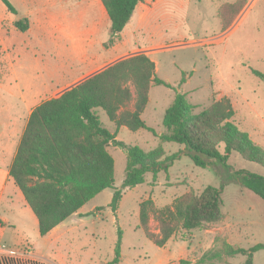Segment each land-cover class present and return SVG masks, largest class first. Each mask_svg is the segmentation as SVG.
I'll list each match as a JSON object with an SVG mask.
<instances>
[{
    "label": "rangeland",
    "instance_id": "rangeland-1",
    "mask_svg": "<svg viewBox=\"0 0 264 264\" xmlns=\"http://www.w3.org/2000/svg\"><path fill=\"white\" fill-rule=\"evenodd\" d=\"M234 1L179 0L180 4L174 9L166 6L169 13L159 21L161 33L152 38L147 34L135 33V41L139 44L122 53L128 56L138 52L137 47L152 46L150 56L156 61V76L169 86L153 85L148 103L141 112V119L153 131L146 128L132 131L121 126L115 138L143 150L161 144L166 155L179 153L168 169L160 170L155 178L151 172H147L142 183L123 189L126 150L109 145L107 150L114 160L113 187L103 189L85 205H94L97 208L95 211H89L80 219L68 217L60 226L66 231L58 238L41 236L27 216L30 213L28 215L35 217L31 209L26 204L24 206L20 191L16 188L14 194L7 189L15 215L21 216L17 218L13 212L10 213L11 222L6 224V228L12 230L11 223L14 221L18 231L28 237V243H23L27 247L19 244L16 248H28L31 256L44 264H110L120 231V259L114 264H179L181 258L199 264L197 261L205 250L219 247L223 241L242 248L264 244V200L234 182L225 183L221 206L223 217L217 223L188 232L179 229L163 246L154 244L139 227L141 201L151 198L154 205L160 208L184 192L199 193L206 185L219 187L225 179L213 166L195 165L183 152V145L159 140L158 134L164 130V111L176 93L186 95L187 100L195 106L194 112L208 107L214 99L228 97L234 106V120L238 129L247 131L252 140L264 148V79L252 72L256 70L264 74V0H245V6L233 17L224 34L218 12L226 3ZM10 3L22 12L18 0H10ZM11 13L0 0V20L5 16L8 18ZM232 13L234 11L227 13L226 20L230 19ZM6 28H10V24L1 22L0 35ZM117 39L116 43L109 45L107 40L103 47L97 45V53L121 41V37ZM161 42L164 45L157 47ZM21 63L28 65L29 59H22ZM93 64L91 69L101 67L96 62ZM6 65L0 56V74ZM56 92H45L42 99L53 97ZM96 111L103 126L114 132L115 124L105 112L101 109ZM228 165L232 169L264 175L263 166L243 159L236 152L231 154ZM221 171L225 173L223 169ZM115 189L122 191L117 208L113 211L110 202ZM7 200L5 196L4 202ZM149 224L157 232L152 218ZM244 259L245 256L239 254L203 264H241ZM253 264H264V248L254 252Z\"/></svg>",
    "mask_w": 264,
    "mask_h": 264
},
{
    "label": "trees",
    "instance_id": "trees-1",
    "mask_svg": "<svg viewBox=\"0 0 264 264\" xmlns=\"http://www.w3.org/2000/svg\"><path fill=\"white\" fill-rule=\"evenodd\" d=\"M1 1L10 12H16L9 0ZM100 1L110 21L109 45L115 42L136 5L143 0ZM245 4V0H235L221 7L218 16L224 34ZM230 11H234L232 18L226 20L225 16ZM13 24L20 31L29 26L26 17ZM252 72L264 79L263 73ZM152 85L169 86L156 76L155 63L145 53H136L106 65L32 109L9 175L37 218L41 236L77 212L103 189L113 187L114 160L107 150L109 145L126 150L123 189L142 183L147 172L155 178L160 170L166 171L178 157L179 153L166 155L161 144L143 150L115 138L120 126L132 131L140 128L153 131L141 119ZM131 101L132 109L127 108ZM194 108L184 93H176L164 111V130L158 138L161 142L183 145V152L195 165L213 166L225 179L219 187L206 185L199 193L184 192L160 208L151 198L141 201L139 227L157 246L165 245L179 229L188 232L219 222L223 217L222 192L227 182L249 189L264 200V175L232 169L228 165L231 154L236 152L243 159L264 167V148L253 141L247 131L238 129L230 99L222 96L198 112H194ZM96 109L103 110L115 124L114 132L103 126ZM121 191H113L110 202L113 211L117 208ZM150 218L156 223L157 232L151 229ZM263 248V243L242 248L223 241L221 246L205 250L197 262L203 264L240 254L245 256L241 264H253L254 252ZM119 259L120 231L110 264L117 263ZM0 264L44 263L0 255ZM179 264L193 263L181 258Z\"/></svg>",
    "mask_w": 264,
    "mask_h": 264
},
{
    "label": "crops",
    "instance_id": "crops-1",
    "mask_svg": "<svg viewBox=\"0 0 264 264\" xmlns=\"http://www.w3.org/2000/svg\"><path fill=\"white\" fill-rule=\"evenodd\" d=\"M18 3L22 12L13 5L16 12L0 20V23L6 21L10 24V28L0 35V56L2 63L7 64L0 74V244L17 250L21 249L16 248L19 244L27 247L23 243H28V237L18 231L14 221L12 230L6 228V224L11 222L10 213L13 212L17 218L21 216L15 215L11 194H7V189L16 194L17 188L9 175V168L32 109L48 99H42L43 93L55 90L56 96L106 65L127 57L122 55L123 51L139 44L135 41V33L147 34L151 38L159 35V21L169 13L168 7L174 9L180 4L179 0L139 2L119 33L117 41L120 37L121 41L97 53V45L103 47L110 37V21L100 0H18ZM23 17L28 19L29 26L20 31L13 23ZM162 45L161 42L156 46ZM135 49L139 51L132 54L145 53L155 63L156 73V61L150 56L152 46ZM22 59H29V64L24 66ZM95 62L101 67L91 69ZM132 103L127 108L132 109ZM5 196L8 200L4 202ZM24 202V206L27 205L25 199ZM87 203L69 218L75 216L80 219V216L96 210L94 205L85 207ZM28 214L38 230L37 218ZM67 219L45 236L60 237L66 231L60 226ZM27 249L25 257L35 259Z\"/></svg>",
    "mask_w": 264,
    "mask_h": 264
},
{
    "label": "built area",
    "instance_id": "built-area-1",
    "mask_svg": "<svg viewBox=\"0 0 264 264\" xmlns=\"http://www.w3.org/2000/svg\"><path fill=\"white\" fill-rule=\"evenodd\" d=\"M25 250L26 249L24 248L17 250V249L9 248L3 244H0V255L9 256L14 259H19V260L26 259Z\"/></svg>",
    "mask_w": 264,
    "mask_h": 264
}]
</instances>
